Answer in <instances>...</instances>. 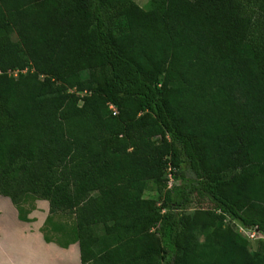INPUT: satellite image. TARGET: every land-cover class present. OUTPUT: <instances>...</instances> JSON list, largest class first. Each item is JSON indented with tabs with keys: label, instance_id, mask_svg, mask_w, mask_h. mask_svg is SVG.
<instances>
[{
	"label": "trees",
	"instance_id": "16d2710c",
	"mask_svg": "<svg viewBox=\"0 0 264 264\" xmlns=\"http://www.w3.org/2000/svg\"><path fill=\"white\" fill-rule=\"evenodd\" d=\"M0 196L47 201L81 264H264L222 226L264 236V0H0Z\"/></svg>",
	"mask_w": 264,
	"mask_h": 264
},
{
	"label": "rangeland",
	"instance_id": "374dc122",
	"mask_svg": "<svg viewBox=\"0 0 264 264\" xmlns=\"http://www.w3.org/2000/svg\"><path fill=\"white\" fill-rule=\"evenodd\" d=\"M134 1L142 10L148 11L151 7V1L152 0H132ZM249 9L252 8V6H247ZM11 38L16 41L17 35L13 34ZM27 71H30V67L28 66L26 68ZM24 70V71H26ZM10 75L14 76L15 72H9ZM97 73H91L89 71H83L77 76H71L68 78L69 82H73L75 80H91L93 83H97ZM68 92L74 93L76 97L83 98L84 96L88 95L89 92L87 91H77L75 88H68ZM82 101L78 102V105H82ZM113 114H116V109L113 107L110 108ZM157 141L158 138H155ZM185 164H182L184 166ZM171 177L173 178V181L171 183V186H179L182 183L181 176L176 173H170ZM186 176L188 178L191 177L189 173H186ZM169 170L168 167H164L161 171V174L159 177L149 178L146 181V188L143 192V198L148 199L151 201H154L156 203L155 205L159 207L161 205L162 199L164 197L166 189L169 187ZM164 184L167 185V188L165 187L162 192L159 190L160 186ZM5 202L0 203V209L2 211H5L6 213H9L8 206L5 205ZM31 206H34V202H32V198H29L25 207L29 209ZM10 209V208H9ZM210 210L213 209L216 213H219L218 209H215V205L209 202L208 199H201L197 201V198L193 199V202L189 205V207L184 211L185 215H192L196 210ZM54 223V226L56 229H58L57 233H54L53 229L47 227L45 228L46 235L50 238H53L54 240H60V232H66L69 231L73 225L74 216L69 214H58L50 217ZM223 227H229L234 232H236L246 243L248 246L249 252L254 255L255 253H258L262 256H264V236L261 233H257L254 237H251L252 231L243 228L238 222H233V220H230L229 217H225L224 222L222 223ZM212 228L210 230L208 229V233H210ZM97 233L100 235L102 234V227L99 226V228L96 230ZM150 232H153V229L150 230ZM199 241L204 243L208 241V238L205 236H200ZM262 245V246H260ZM260 246V247H259ZM32 252H25L20 247L16 248L15 251H9L7 255L1 256L0 259L3 258V261L5 264H59L58 258H56L55 254H49L45 253L44 249L41 248V246H37L34 244L32 246ZM43 249V250H42ZM1 261V260H0Z\"/></svg>",
	"mask_w": 264,
	"mask_h": 264
},
{
	"label": "crops",
	"instance_id": "0c3cea01",
	"mask_svg": "<svg viewBox=\"0 0 264 264\" xmlns=\"http://www.w3.org/2000/svg\"><path fill=\"white\" fill-rule=\"evenodd\" d=\"M5 202L9 213L0 209V254L5 256L9 251H15L20 247L25 252H32V246L36 244L44 249L47 254H55L59 264H81L78 244L69 245L68 248H61L56 243H46L40 229L48 216V202L37 200L34 202L35 209L29 214L33 219L30 223L18 219V213L7 197L0 196V203ZM42 249V250H43ZM0 264H5L3 258ZM10 264V263H8Z\"/></svg>",
	"mask_w": 264,
	"mask_h": 264
},
{
	"label": "built area",
	"instance_id": "2783aa9c",
	"mask_svg": "<svg viewBox=\"0 0 264 264\" xmlns=\"http://www.w3.org/2000/svg\"><path fill=\"white\" fill-rule=\"evenodd\" d=\"M17 75V72H15V74H14V76H16ZM110 108H112L113 109V106H111L110 105ZM170 170L171 169H169V172H170ZM172 181H173V178L171 177V174L169 173V187L168 188H170L171 187V183H172ZM257 234V232L256 231H252V233H251V237H254L255 235Z\"/></svg>",
	"mask_w": 264,
	"mask_h": 264
}]
</instances>
